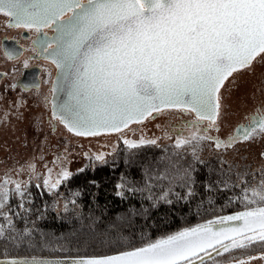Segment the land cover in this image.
I'll return each instance as SVG.
<instances>
[{"label":"snow or ice","instance_id":"obj_1","mask_svg":"<svg viewBox=\"0 0 264 264\" xmlns=\"http://www.w3.org/2000/svg\"><path fill=\"white\" fill-rule=\"evenodd\" d=\"M0 17L11 21L8 27L37 35L34 46L58 70L52 92L60 95L53 103V118L77 136L122 132L166 109H178L194 119L183 125L189 135L179 133L174 147L190 149L196 160L204 143L227 150L264 138V112L259 110L226 140L210 135L220 131L226 82L256 62L264 63V0H0ZM44 29L55 35L49 37ZM5 55L19 59L22 52L6 50ZM164 136L172 138L167 132ZM124 143L129 149L159 146L156 139L143 136L138 141L125 138ZM260 156L264 159V152ZM96 159L103 160V154ZM28 167L35 172L34 164ZM260 171L264 177V168ZM70 175L62 168L51 187ZM178 178L192 179L187 169ZM9 184L21 200L18 207L27 212L23 202L27 181L5 176L0 183V217L6 222L0 224V241L14 242L22 236L9 215ZM242 191L245 210L220 220L221 224L237 222L228 227L216 228V222L209 221L139 247L82 257L71 264H220L216 257L256 249L259 255L233 254L225 264L264 261V178ZM0 264L60 262L12 258L0 259Z\"/></svg>","mask_w":264,"mask_h":264},{"label":"rangeland","instance_id":"obj_2","mask_svg":"<svg viewBox=\"0 0 264 264\" xmlns=\"http://www.w3.org/2000/svg\"><path fill=\"white\" fill-rule=\"evenodd\" d=\"M7 61L0 47V66L6 68L4 64ZM18 76L15 68H11L7 73V80L0 85V174L5 173L17 181L30 180L23 201L25 208L28 209L27 212L18 207L21 200L14 194V189L10 190L7 207L12 209L9 215L16 232L22 230L19 233H29L30 226L41 220L47 210L62 213L65 217L74 216L79 206L73 203L75 196L68 194L63 184L83 168L95 170L97 167L113 164L119 156L136 154L144 149L158 150L171 158L176 156L186 165H191L196 160L191 155L190 149L174 147L179 133L182 132L184 136L189 135L183 125L194 119L190 113L168 109L163 114L156 115L155 119L150 117L145 122L131 125L122 132L89 137L77 136L69 132L60 121L53 119L46 90L39 92L13 90L11 85ZM226 87L227 91L222 90L225 107L223 118L219 121L220 131L210 132V135L217 136L221 140L234 135L240 125L249 123L258 110L264 112V63L256 62L252 69L234 74V81L230 78L229 82H226ZM165 132L172 138H165ZM141 136L145 139H156L159 146L145 145L137 149H129L124 143L125 138L138 141ZM261 152H264V138L258 137L252 142L239 143L227 150H217L214 145L204 143L203 150L198 155L202 164L215 158L235 167L236 176L226 180L225 187L231 192L232 197L243 199L242 190L259 184L264 178L260 171L264 168ZM101 154L103 160H97L96 156ZM53 161L56 163L53 164ZM29 164L35 165V172L28 167ZM45 165L48 167L46 168ZM49 168L52 169L50 184L45 187L43 182L49 177ZM62 168L71 175L67 180H61V183L53 189L51 184L59 178L58 174ZM37 184L40 187H37ZM41 206L42 209H39ZM17 212L20 213L19 216L16 215ZM4 223L6 222L0 217V224ZM21 226L25 228H20ZM252 252L235 250L232 254H225V257H216V259L220 264H225L226 258L230 259L233 254L239 258L259 254Z\"/></svg>","mask_w":264,"mask_h":264},{"label":"trees","instance_id":"obj_3","mask_svg":"<svg viewBox=\"0 0 264 264\" xmlns=\"http://www.w3.org/2000/svg\"><path fill=\"white\" fill-rule=\"evenodd\" d=\"M192 164L144 149L95 170L83 168L63 184L79 206L75 215L65 217L47 210L29 233L17 231L22 239L0 241V258L113 255L245 210L246 202L232 197L225 187L226 180L236 176L235 167L215 158ZM185 169L191 173V181L178 178ZM5 176L16 180L3 173L0 183ZM118 184L124 187L118 189ZM14 187L8 185L9 190Z\"/></svg>","mask_w":264,"mask_h":264},{"label":"flooded vegetation","instance_id":"obj_4","mask_svg":"<svg viewBox=\"0 0 264 264\" xmlns=\"http://www.w3.org/2000/svg\"><path fill=\"white\" fill-rule=\"evenodd\" d=\"M9 23L10 20L8 18L1 17L0 47L2 49L3 55H5V51H4L5 44L12 49L23 48L24 54L19 59H15V60H10L6 57L8 60L4 64L6 68L0 66V71L6 74V77L4 78L1 84H3L7 80V73L11 68H15L16 72L19 74V76L16 78L13 84H17L20 81L22 75L26 70H30L34 72L40 71L39 79H40L41 88L39 90L32 89L26 91L21 86L13 90L17 91L18 89H21L24 92H39L46 90V96L48 99H50V97L52 96L53 81L57 71L55 65L51 62V60L44 59V56L41 55V51L39 47L34 46L33 41L37 39V35L35 34L34 31H29L24 28H11L7 26ZM43 31L47 32L49 37L55 35V33L51 31V29H44ZM42 34L43 33H41V35ZM25 61L28 62L27 68L24 67ZM33 83L34 82L32 80L29 82L27 81L26 84L27 86H29V85H33ZM204 123L206 124L207 122ZM258 252L259 251L256 252L254 250L252 254H256ZM252 264H264V261L256 260L253 261Z\"/></svg>","mask_w":264,"mask_h":264},{"label":"water","instance_id":"obj_5","mask_svg":"<svg viewBox=\"0 0 264 264\" xmlns=\"http://www.w3.org/2000/svg\"><path fill=\"white\" fill-rule=\"evenodd\" d=\"M10 23H11V21H10ZM6 50H12V48H10V47H8L6 44L4 45V51H6ZM16 50H18V51H20V52H22V55L24 54V49L23 48H16ZM21 55V56H22ZM20 56V57H21ZM19 57V58H20ZM12 60H15V59H12ZM32 73V74H31ZM57 73H58V70L56 71V75H55V78H54V81H56L57 80ZM39 75H40V71H30V70H26L25 72H24V74L22 75V78L20 79V81L16 84L17 85V87H22L24 90H25V85H27L26 83H27V81L29 82V81H32L33 80V85H29V86H27V90L26 91H28V90H32V89H36V90H39L40 88H41V84H40V79H39ZM6 77V74L4 73V72H1L0 71V85H1V83H2V81L4 80V78ZM53 81V82H54ZM37 85H38V87H37ZM16 87V88H17ZM59 95L60 94H54L53 92H52V96H51V98H50V104H51V112L53 113V103L54 102H56V100L59 98ZM166 110H168V109H166ZM177 110V109H176ZM154 115H156V114H154ZM52 117H53V114H52ZM54 119V118H53ZM54 120H56V121H59V119H54ZM147 120V119H146ZM145 120V121H146ZM144 121V122H145ZM206 122V121H205ZM131 125H134V124H131ZM130 125V126H131ZM129 126V127H130ZM124 130H126V129H124ZM123 130V131H124ZM104 133H118V132H101V134H104ZM74 134V133H73ZM239 212H241V211H239ZM237 212H234V213H230V214H226V215H223V216H221V217H218V218H215V219H213V220H211V221H213V222H216V223H214V225H213V227H216V228H219V227H221V226H224V227H228L229 226V224H234V223H237V222H228L227 224H221L220 223V220H221V218L222 217H226V216H230V215H235ZM208 222H206V223H203V224H207ZM200 225H202V224H200ZM196 227V226H195ZM192 228V227H191ZM12 258H15V259H27V260H31V259H33V258H36L37 260H50V261H56V262H60V264H71V262L73 261V260H75V259H79V258H44V257H9V258H0V259H12Z\"/></svg>","mask_w":264,"mask_h":264}]
</instances>
